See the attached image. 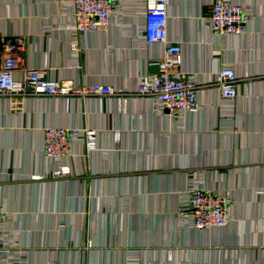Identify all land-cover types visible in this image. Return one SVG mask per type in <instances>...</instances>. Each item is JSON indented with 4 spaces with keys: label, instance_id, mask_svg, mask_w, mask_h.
<instances>
[{
    "label": "crops",
    "instance_id": "0c3cea01",
    "mask_svg": "<svg viewBox=\"0 0 264 264\" xmlns=\"http://www.w3.org/2000/svg\"><path fill=\"white\" fill-rule=\"evenodd\" d=\"M71 0H0V44L25 40L24 66L133 91L162 55L144 47L142 0H122V16L70 46ZM213 0H167V34L182 44L181 66L200 83L223 65L243 78L238 95L222 100L204 86L198 109L174 117L135 95L0 99V207L3 236L13 242L0 264H264V0L246 5L251 20L239 35L210 33L204 20ZM94 129L90 152L60 165L42 154L43 127ZM191 184L230 199L222 229L182 224Z\"/></svg>",
    "mask_w": 264,
    "mask_h": 264
},
{
    "label": "built area",
    "instance_id": "2783aa9c",
    "mask_svg": "<svg viewBox=\"0 0 264 264\" xmlns=\"http://www.w3.org/2000/svg\"><path fill=\"white\" fill-rule=\"evenodd\" d=\"M122 0H71L65 11L69 17L70 46L76 61L68 67H78V38L88 32L106 29L112 19L122 16ZM143 28L140 35L144 47L162 45L163 53L147 61L148 71L141 76L133 91H121L99 83H80L73 77L54 75L48 67L24 66L21 53L25 40L19 35L5 36L0 44V99H34L63 97L83 99L99 96L135 95L148 99L158 113L174 117L198 109V93L204 86L214 85L222 100H233L243 80L230 65H223L214 81L200 83L196 75L181 66L182 44L171 41L167 34V0H142ZM252 12L244 4L231 0H213L204 16L213 35H239L251 20ZM42 154L58 163L56 176L68 175L70 169L61 161L75 154L74 146L85 151L96 146L97 132L74 126L43 127ZM264 141V127L262 130ZM230 199L227 195L191 184L186 205L177 209L182 224L194 229H222L229 223ZM7 213L0 207V258L10 255L13 242L3 236ZM45 264H58L50 260Z\"/></svg>",
    "mask_w": 264,
    "mask_h": 264
}]
</instances>
